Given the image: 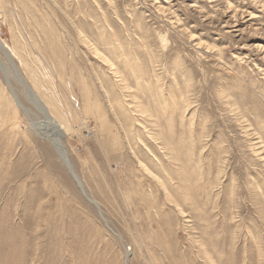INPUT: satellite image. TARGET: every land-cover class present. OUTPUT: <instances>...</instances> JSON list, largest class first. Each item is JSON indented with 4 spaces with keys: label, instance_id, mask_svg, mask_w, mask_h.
<instances>
[{
    "label": "rangeland",
    "instance_id": "1",
    "mask_svg": "<svg viewBox=\"0 0 264 264\" xmlns=\"http://www.w3.org/2000/svg\"><path fill=\"white\" fill-rule=\"evenodd\" d=\"M0 264H264V0H0Z\"/></svg>",
    "mask_w": 264,
    "mask_h": 264
},
{
    "label": "bare ground",
    "instance_id": "2",
    "mask_svg": "<svg viewBox=\"0 0 264 264\" xmlns=\"http://www.w3.org/2000/svg\"><path fill=\"white\" fill-rule=\"evenodd\" d=\"M13 67V66H12ZM22 83H24V82H22ZM25 86V85H24ZM33 96V95H32ZM53 124V123H52ZM55 125H56V123L54 122V125H52V126H54L55 127ZM52 129V128H51ZM55 129V133L54 134H48L47 136L50 138V140H51V143H52V145H53V147H55V150H57V153L59 154V156H60V160H62L63 161V163L66 165V167L69 169V171L71 172L70 174H71V176H72V178L74 179V181L79 185V187L83 190V186H82V184H81V182H80V180L78 179V177L74 174V172H72V169H71V167H70V163L68 162V160H67V158H66V152H65V150H64V148H63V146H62V144H61V142H60V137L57 135V132H56V129H58V125H56V128H54ZM44 130V129H43ZM45 131V130H44ZM46 133H47V131H46ZM82 192H84V191H82ZM84 194V193H83ZM90 200V199H89ZM91 201V200H90ZM92 203H94L95 204V202L94 201H92Z\"/></svg>",
    "mask_w": 264,
    "mask_h": 264
},
{
    "label": "water",
    "instance_id": "3",
    "mask_svg": "<svg viewBox=\"0 0 264 264\" xmlns=\"http://www.w3.org/2000/svg\"><path fill=\"white\" fill-rule=\"evenodd\" d=\"M13 93V92H12ZM30 94V93H29ZM15 97V95H13ZM31 96V95H30Z\"/></svg>",
    "mask_w": 264,
    "mask_h": 264
}]
</instances>
